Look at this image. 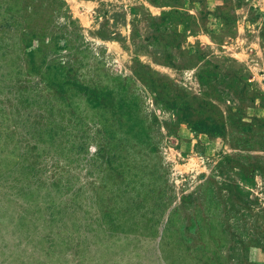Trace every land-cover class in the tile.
Listing matches in <instances>:
<instances>
[{"label":"rangeland","instance_id":"1","mask_svg":"<svg viewBox=\"0 0 264 264\" xmlns=\"http://www.w3.org/2000/svg\"><path fill=\"white\" fill-rule=\"evenodd\" d=\"M0 264H264V0H0Z\"/></svg>","mask_w":264,"mask_h":264}]
</instances>
